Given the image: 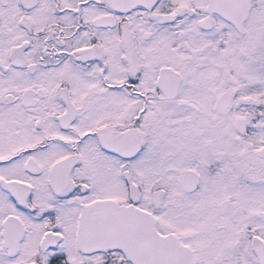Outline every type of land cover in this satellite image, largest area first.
Returning <instances> with one entry per match:
<instances>
[{"label": "snow or ice", "instance_id": "obj_1", "mask_svg": "<svg viewBox=\"0 0 264 264\" xmlns=\"http://www.w3.org/2000/svg\"><path fill=\"white\" fill-rule=\"evenodd\" d=\"M0 264H264V0H0Z\"/></svg>", "mask_w": 264, "mask_h": 264}]
</instances>
